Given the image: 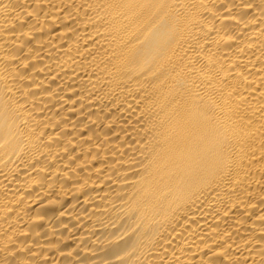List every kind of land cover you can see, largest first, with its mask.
Here are the masks:
<instances>
[{"label":"bare ground","instance_id":"1","mask_svg":"<svg viewBox=\"0 0 264 264\" xmlns=\"http://www.w3.org/2000/svg\"><path fill=\"white\" fill-rule=\"evenodd\" d=\"M0 264H264V0H0Z\"/></svg>","mask_w":264,"mask_h":264}]
</instances>
